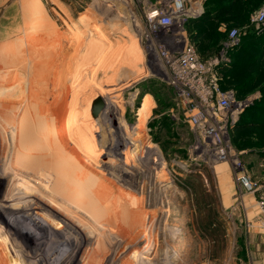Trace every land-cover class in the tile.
<instances>
[{
  "label": "rangeland",
  "instance_id": "1",
  "mask_svg": "<svg viewBox=\"0 0 264 264\" xmlns=\"http://www.w3.org/2000/svg\"><path fill=\"white\" fill-rule=\"evenodd\" d=\"M198 1L185 0L186 34L236 88L230 51L250 36L262 48L264 22L251 17L264 0L247 1L254 13L236 38L225 19L193 12ZM155 2L0 0V264L61 255L69 264H251L264 255L261 212L252 221L238 199L224 203L222 163L237 196L247 192L232 161L196 148L149 23ZM98 95L106 106L94 117ZM235 135L229 154L241 156L251 143L238 147ZM254 136L264 145V131Z\"/></svg>",
  "mask_w": 264,
  "mask_h": 264
},
{
  "label": "built area",
  "instance_id": "2",
  "mask_svg": "<svg viewBox=\"0 0 264 264\" xmlns=\"http://www.w3.org/2000/svg\"><path fill=\"white\" fill-rule=\"evenodd\" d=\"M155 3L148 12L149 23L160 37L161 52L173 85L188 109L190 126L200 139L196 148H203L217 160L230 158L238 182L247 191H255L257 186L246 172L243 160L239 155H230L227 145L230 128L247 100L238 99L232 88L222 86L220 60L217 57L205 59L188 40L185 20L189 12L185 0H157ZM252 21L264 22V6L252 15ZM230 34L236 38L238 30L233 28ZM258 205L260 225L264 226V192L258 198Z\"/></svg>",
  "mask_w": 264,
  "mask_h": 264
},
{
  "label": "crops",
  "instance_id": "3",
  "mask_svg": "<svg viewBox=\"0 0 264 264\" xmlns=\"http://www.w3.org/2000/svg\"><path fill=\"white\" fill-rule=\"evenodd\" d=\"M216 1L217 0H200V3L198 1L196 4L197 6L195 5L196 7L192 8L194 9L193 12H202L204 10L210 14H216L214 17H208L211 19L221 17L222 20L225 19L231 27L237 30L246 27L247 24L245 22L250 20L251 14L254 13L247 8L248 0H219L221 1L220 9H216V6H214V3H217ZM189 6L191 5L189 4ZM189 14L188 16H190ZM192 16L193 15H191L189 19H191ZM260 35L263 36L261 39V49L258 50L255 48L256 44H253L251 40L253 36H250L251 38L246 37L238 44V48L235 52L232 51L233 49L230 51V53L234 55V69L231 71L233 67L230 63L231 65L229 66L231 67L228 72H232L236 79L235 82H239L237 87H234L237 89L236 97L241 100H247L245 108L236 115L235 121L239 122L231 132V137H233L236 131L235 142L238 147H241L240 144L243 142V139H256L254 133L264 131V30L260 32ZM241 70H243V73ZM226 85L234 90L233 86ZM248 140H244V142L246 141L247 144L251 143L249 147L245 146V148H238L237 151L241 154L240 157L243 160L245 170L252 176L257 189L255 191H247L242 196H237L235 188L236 183H232L231 179L228 177V166L223 163L219 166L217 165V175L218 177L220 176L218 180L220 188L225 189L222 194L224 203L228 205L229 202H233L235 199L237 201L238 199L242 202L245 217L248 220L255 221L259 212H261L260 206L258 205V198L264 192V145L252 143ZM217 166H215V168L213 167V171L216 172ZM259 247L264 249L263 236L262 241L259 243ZM251 264H264V255L255 258Z\"/></svg>",
  "mask_w": 264,
  "mask_h": 264
},
{
  "label": "bare ground",
  "instance_id": "4",
  "mask_svg": "<svg viewBox=\"0 0 264 264\" xmlns=\"http://www.w3.org/2000/svg\"><path fill=\"white\" fill-rule=\"evenodd\" d=\"M123 30V28L121 29H118V30H116L117 32H121ZM108 148H110V147H108ZM43 171V170H42ZM71 177V176H70ZM64 244V243H63ZM62 250V249H61ZM58 251V252H57ZM57 252V253H56ZM52 254H55L56 253V255L58 256L59 255V253H60V250H54V251H52L51 252ZM50 253V254H51ZM61 257V258H60ZM60 257H57L56 259H53V258H51L52 259V261H50V260H48V258H43V259H41V260H39V262L37 263V264H69L68 262L70 261V259L71 258H64L63 257V255H61Z\"/></svg>",
  "mask_w": 264,
  "mask_h": 264
},
{
  "label": "water",
  "instance_id": "5",
  "mask_svg": "<svg viewBox=\"0 0 264 264\" xmlns=\"http://www.w3.org/2000/svg\"><path fill=\"white\" fill-rule=\"evenodd\" d=\"M106 102L101 95L96 96L92 101V115L97 117L99 113L105 108Z\"/></svg>",
  "mask_w": 264,
  "mask_h": 264
},
{
  "label": "trees",
  "instance_id": "6",
  "mask_svg": "<svg viewBox=\"0 0 264 264\" xmlns=\"http://www.w3.org/2000/svg\"><path fill=\"white\" fill-rule=\"evenodd\" d=\"M198 51H199V50H198ZM200 54H201V53H200ZM201 55H202V54H201ZM221 83H222V86H223V87H225V88H229V87H227V85L224 83L223 78H222V80H221ZM233 88H234V87H233ZM234 90H235V92H236V94H237V89L234 88ZM238 122H239V121H235V123L231 126V128H230V133H231L232 130L237 126ZM231 136H232V134H231Z\"/></svg>",
  "mask_w": 264,
  "mask_h": 264
}]
</instances>
